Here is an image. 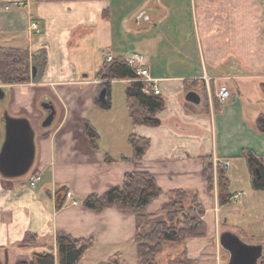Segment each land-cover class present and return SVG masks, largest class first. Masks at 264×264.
Returning <instances> with one entry per match:
<instances>
[{
    "label": "crops",
    "instance_id": "crops-1",
    "mask_svg": "<svg viewBox=\"0 0 264 264\" xmlns=\"http://www.w3.org/2000/svg\"><path fill=\"white\" fill-rule=\"evenodd\" d=\"M32 21L40 32L31 29ZM0 46L27 48L36 67L26 82L0 84L5 93L0 146L4 112L27 118L35 130L29 172L18 177L0 173V264L30 261L34 252L43 251L53 252L59 264V232L92 239L76 264L112 257L126 263L135 252L134 213L116 206L95 211L83 199L121 185L133 170L148 171L160 187L145 208L148 213L160 212L174 189L195 194L206 231L184 239L187 258L212 263L223 231L264 246V189L252 187L241 155L250 149L264 162V132L257 126L264 115V0H0ZM133 52L145 57L150 76L159 79L165 104L156 125L133 124L125 93L117 100L112 94V83L123 79L99 74L108 55ZM211 84L225 85L230 97L220 102L218 87L213 94ZM189 90L200 95L198 104L185 99ZM43 102L56 111L47 127L41 126ZM86 121L98 132L95 147ZM132 134L150 141L139 160L130 159ZM218 161L230 181L225 204L218 201ZM34 171L41 179L32 187ZM59 188L66 194L57 208ZM28 233L36 242L22 246Z\"/></svg>",
    "mask_w": 264,
    "mask_h": 264
},
{
    "label": "trees",
    "instance_id": "trees-1",
    "mask_svg": "<svg viewBox=\"0 0 264 264\" xmlns=\"http://www.w3.org/2000/svg\"><path fill=\"white\" fill-rule=\"evenodd\" d=\"M31 54L27 48L0 46V84H12L29 80L32 63ZM99 74L110 79H132L125 88V99L129 116L133 124L156 125L159 123L157 113L164 107L165 100L161 94L146 93L143 83L134 80L135 71L127 65L121 55L106 61ZM108 106V103L106 104ZM259 131L264 132V115L257 119ZM85 131L92 145L97 146L98 132L94 126L86 121ZM132 147L130 159L139 160L150 145L148 138L136 136L128 137ZM241 155L247 160L251 172V184L255 189H264V162L262 157L250 149H243ZM126 158V157H123ZM212 166V165H211ZM260 175H254L255 170ZM216 186L218 201L225 204L230 200L229 178L226 167L216 162ZM206 170L208 187L213 189L214 177L212 170ZM160 192L155 178L148 171L133 170L125 173L121 185L113 186L104 194H91L83 199L86 208L100 211L106 207L116 206L131 210L135 215L136 231L134 235L135 252L140 264H158L156 256L162 252L166 241H181L192 236L205 234L206 224L202 218L203 209L196 201L195 194L190 195L184 189H174L170 199L162 205L160 212L148 213L147 204ZM66 190L56 191V207L63 204ZM191 197V198H190ZM36 242V236L28 233L22 246H29ZM59 264H76L92 245L90 238H74L59 232L56 237ZM193 259L171 261V264H194ZM264 263V258L259 264ZM16 264H55L53 252H34L30 261H20ZM99 264H120L117 258H109Z\"/></svg>",
    "mask_w": 264,
    "mask_h": 264
},
{
    "label": "water",
    "instance_id": "water-1",
    "mask_svg": "<svg viewBox=\"0 0 264 264\" xmlns=\"http://www.w3.org/2000/svg\"><path fill=\"white\" fill-rule=\"evenodd\" d=\"M36 73L33 66L31 75ZM4 90L0 85V99L4 97ZM106 91L100 92L99 101L105 102ZM185 99L194 104L200 102V95L189 90ZM46 116L41 122L42 127L49 126L55 115L54 106L43 102ZM4 139L0 146V173L5 177H18L29 172L34 162L35 130L25 117H15L4 112L2 116ZM220 246L228 253L227 264H259L263 258L264 246L261 243H247L232 231H223L219 236Z\"/></svg>",
    "mask_w": 264,
    "mask_h": 264
},
{
    "label": "rangeland",
    "instance_id": "rangeland-1",
    "mask_svg": "<svg viewBox=\"0 0 264 264\" xmlns=\"http://www.w3.org/2000/svg\"><path fill=\"white\" fill-rule=\"evenodd\" d=\"M15 4L17 6H20L22 5V2L21 1H17L15 2ZM8 7V6H6ZM36 21H32V23H34ZM37 23V22H36ZM38 25V24H37ZM39 29L38 32H40V27L38 26L37 27ZM32 29V27H31ZM34 30V29H33ZM185 38L189 39L190 36H185ZM170 45V44H168ZM167 45V46H168ZM172 48V47H171ZM173 50H175V48H173ZM176 53V56H177V52ZM190 60L193 61V57H190ZM107 61V59H106ZM186 61H188L186 59ZM30 69L32 70V67H30ZM129 78H125V80H121V81H114L112 83V94H113V98H118V97H121L123 95V93H125V88L128 84L129 81L131 80H128ZM220 86H222V84H218L217 87L219 88ZM216 85L215 84H211L210 85V89H211V92L214 94L216 92V89H217ZM218 90V89H217ZM200 91L202 92V99L204 100L205 99V95H204V89H203V86L200 87ZM117 100V99H115ZM239 197V194H236L235 195V198ZM233 203H235L233 201ZM244 240L247 241L246 238H243ZM217 258L214 259L212 261V263H208V264H220V260H219V255L221 256V264H227L228 262V253L227 251H225L221 246H218L217 248ZM137 256L135 255V252L133 251L132 254H131V257L127 256V259H125V262L126 263H123V264H135V261L137 260L136 258ZM114 259L117 258L120 262V259L118 257H113ZM186 258V255L184 253V240H181V241H166L163 245V250L162 252H160L157 256H156V261L158 264H171V261H175V260H182ZM203 257L202 258H198L197 260H195L194 264H205L207 262L203 261ZM120 264H122L120 262ZM138 264H140L138 262Z\"/></svg>",
    "mask_w": 264,
    "mask_h": 264
},
{
    "label": "built area",
    "instance_id": "built-area-1",
    "mask_svg": "<svg viewBox=\"0 0 264 264\" xmlns=\"http://www.w3.org/2000/svg\"><path fill=\"white\" fill-rule=\"evenodd\" d=\"M37 24L38 23L36 22L31 23L32 29H34L36 32L39 31ZM112 58L113 57L111 55L106 57L107 61H110ZM124 59L127 65L130 66L136 73V78H134V80H138L143 83V91L146 93L161 94L160 88L158 86L159 79L150 76L147 61L141 53H130L129 55L125 56ZM216 94L220 102H223L230 97V92L225 85L220 86ZM40 179L41 173L39 171H34L30 174L29 183L32 187H35L36 183ZM70 195L71 193L67 192V196Z\"/></svg>",
    "mask_w": 264,
    "mask_h": 264
}]
</instances>
